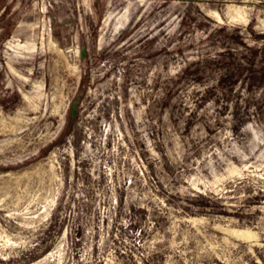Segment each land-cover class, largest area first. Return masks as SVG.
<instances>
[{"label":"rangeland","instance_id":"obj_1","mask_svg":"<svg viewBox=\"0 0 264 264\" xmlns=\"http://www.w3.org/2000/svg\"><path fill=\"white\" fill-rule=\"evenodd\" d=\"M0 264H264V0H0Z\"/></svg>","mask_w":264,"mask_h":264},{"label":"bare ground","instance_id":"obj_2","mask_svg":"<svg viewBox=\"0 0 264 264\" xmlns=\"http://www.w3.org/2000/svg\"><path fill=\"white\" fill-rule=\"evenodd\" d=\"M19 33V32H18Z\"/></svg>","mask_w":264,"mask_h":264}]
</instances>
